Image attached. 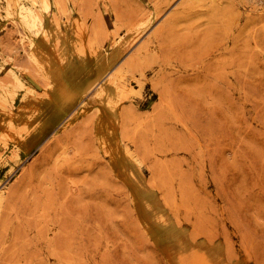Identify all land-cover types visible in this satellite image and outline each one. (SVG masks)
Returning a JSON list of instances; mask_svg holds the SVG:
<instances>
[{"label":"rangeland","instance_id":"1","mask_svg":"<svg viewBox=\"0 0 264 264\" xmlns=\"http://www.w3.org/2000/svg\"><path fill=\"white\" fill-rule=\"evenodd\" d=\"M0 264H264V6L0 0Z\"/></svg>","mask_w":264,"mask_h":264},{"label":"bare ground","instance_id":"2","mask_svg":"<svg viewBox=\"0 0 264 264\" xmlns=\"http://www.w3.org/2000/svg\"><path fill=\"white\" fill-rule=\"evenodd\" d=\"M255 1L264 6V1ZM103 76L104 70L99 74L88 76L83 81L80 80L74 84L72 83L68 88H59L57 90L45 88V98L40 103L42 106L41 109L30 120L22 121L19 126L17 134L21 148L26 149L25 147L29 146L30 142L32 143L38 137H42L47 130L52 129L58 121V116L66 112L63 109L59 112L61 106L69 103L68 108H70L76 97L80 96L84 90H88L91 86H94L98 81H101ZM47 109H50V114L46 113ZM3 124V126H6L8 122L5 123L4 121Z\"/></svg>","mask_w":264,"mask_h":264},{"label":"built area","instance_id":"3","mask_svg":"<svg viewBox=\"0 0 264 264\" xmlns=\"http://www.w3.org/2000/svg\"><path fill=\"white\" fill-rule=\"evenodd\" d=\"M262 1H264V0H262Z\"/></svg>","mask_w":264,"mask_h":264}]
</instances>
